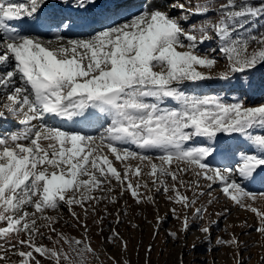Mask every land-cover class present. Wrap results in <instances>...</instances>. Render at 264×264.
<instances>
[{
	"label": "snow or ice",
	"instance_id": "6c2138e0",
	"mask_svg": "<svg viewBox=\"0 0 264 264\" xmlns=\"http://www.w3.org/2000/svg\"><path fill=\"white\" fill-rule=\"evenodd\" d=\"M105 3L0 0V264H90V218L127 251L118 227L139 225L126 197L153 207L154 237L168 218L163 198L180 231L199 222L211 245L214 186L256 216L264 238V191L250 188L264 184V104L244 99L264 69V0ZM209 81L230 91H196ZM65 207L82 239L56 227ZM229 236L216 245L245 264L247 245Z\"/></svg>",
	"mask_w": 264,
	"mask_h": 264
},
{
	"label": "rangeland",
	"instance_id": "374dc122",
	"mask_svg": "<svg viewBox=\"0 0 264 264\" xmlns=\"http://www.w3.org/2000/svg\"><path fill=\"white\" fill-rule=\"evenodd\" d=\"M143 0L138 4L140 5ZM223 2V0H220ZM259 3V0H255ZM214 15V14H213ZM215 43L205 44L203 47H214ZM223 61L221 60V65ZM225 90H229L225 84L219 81H209L207 85L202 89H197V92L205 94H225ZM230 91V90H229ZM245 99L247 106H258L264 104V98L254 96V94L248 92ZM17 125L15 122L12 123V130ZM8 124H3L0 128V132L4 129H8ZM227 163V162H226ZM216 187L215 195L219 196V201L208 206V215L205 216V222L209 218L211 220H218V223L212 227L211 236L212 243L202 242L204 236L197 230V224L199 222H193L191 230L185 235L181 229V222L172 219L171 213L168 211L169 205L165 204L163 198H160V215L168 214V218L162 225L159 231V235H153L156 225V213L151 205H145L138 207L134 204L130 197L128 204L131 205L129 208V219L133 220L134 223L138 224V228H133L129 223L125 222L118 227V231L123 236L124 240L127 241V251H122L119 244L113 246L105 242L104 237H107L109 233L105 231L103 235L98 234L97 227L92 223V219L88 220V224L91 228V244L92 247L99 253V257H90V264H113L111 257H115L116 260L120 261L121 264H181V256L183 257L182 264H236V260L233 258V250L229 247H222L216 245V239L223 237L229 239V233H235L239 236L240 240L247 245L246 250H243L240 255L243 257L245 264H261V257L264 256V238H261L260 234L255 231L257 226V218L254 214L241 210L238 207L230 205L229 202L220 194L218 186ZM253 191H264V184L257 183L250 186ZM207 197H205L200 204L207 206ZM123 201H121V204ZM257 206H262V202H258ZM119 207V205L117 206ZM225 207H230L231 212L229 215L216 216L215 213L221 212ZM64 220L56 227L76 238H83V229H77L71 226L75 223L68 209L62 208ZM77 212L80 209H76ZM109 211L114 212L111 206ZM54 214V213H49ZM115 219V216L110 217ZM67 221L68 223H65ZM247 222L246 227L241 226L244 222ZM107 224V221L105 222ZM169 231L178 232L180 235L179 241L171 239L168 235ZM43 243L49 247H52V243L44 239ZM152 245V251H147L148 245ZM196 245L193 248V245ZM187 245V247H185ZM65 250L67 246L64 245ZM209 248L212 250L209 251Z\"/></svg>",
	"mask_w": 264,
	"mask_h": 264
},
{
	"label": "trees",
	"instance_id": "16d2710c",
	"mask_svg": "<svg viewBox=\"0 0 264 264\" xmlns=\"http://www.w3.org/2000/svg\"><path fill=\"white\" fill-rule=\"evenodd\" d=\"M260 24L264 25V20H261ZM255 79H256V87L250 90L249 92L254 94V96L264 98V69H260L256 71Z\"/></svg>",
	"mask_w": 264,
	"mask_h": 264
},
{
	"label": "bare ground",
	"instance_id": "6f19581e",
	"mask_svg": "<svg viewBox=\"0 0 264 264\" xmlns=\"http://www.w3.org/2000/svg\"><path fill=\"white\" fill-rule=\"evenodd\" d=\"M141 1L142 0H128V3L133 8V10H135V8L139 6L138 4ZM49 3H50V5H55L57 3V0H49ZM105 6L106 7H113L114 5L111 3V0H106ZM49 11H61V9L50 7Z\"/></svg>",
	"mask_w": 264,
	"mask_h": 264
}]
</instances>
